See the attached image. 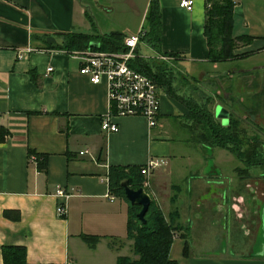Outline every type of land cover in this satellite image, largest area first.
<instances>
[{
	"label": "crops",
	"instance_id": "crops-1",
	"mask_svg": "<svg viewBox=\"0 0 264 264\" xmlns=\"http://www.w3.org/2000/svg\"><path fill=\"white\" fill-rule=\"evenodd\" d=\"M150 1L0 0V247L23 246L27 262L113 264L117 255L134 256L126 237L129 201L110 190L108 166L162 157L145 191L173 228L169 257L176 264H264V247L219 249L222 229H236L238 222L251 240L256 238L264 190L254 192L253 185L255 177L264 179L263 167L252 171L255 165L243 167L226 148L201 142L187 106L162 87L153 126L141 115H122L112 117L115 131H102L105 83L80 73L81 59L74 52L42 47L44 34L59 40L56 34L67 31L133 33L143 26ZM156 2L159 52L138 40L136 53L165 56L185 82L197 79L204 94L216 97L224 83L223 101L210 108L213 116L220 104L245 121L255 109L264 117V64L233 66L264 55V0H232L231 33L251 40L233 49L236 57L221 61L207 60L204 0H193L190 9L178 6V0ZM115 7L121 19L97 22ZM260 71V89L254 90L253 75ZM187 86L176 94L203 100L188 94ZM29 153L40 154L45 166L28 159ZM57 188L68 194L62 216L55 213L61 200ZM84 234L97 236L93 246Z\"/></svg>",
	"mask_w": 264,
	"mask_h": 264
},
{
	"label": "trees",
	"instance_id": "trees-1",
	"mask_svg": "<svg viewBox=\"0 0 264 264\" xmlns=\"http://www.w3.org/2000/svg\"><path fill=\"white\" fill-rule=\"evenodd\" d=\"M209 2V5H206ZM232 0H204L203 34L207 45V60L221 61L236 57L233 49L251 40L247 34L232 35L231 33ZM144 32L139 40H143L159 52L160 16L156 0L148 4L143 24ZM59 40L51 35L40 37L42 47L62 49L68 53L84 49L122 51L125 49L122 39L124 34L114 30L106 33L67 31L56 34ZM136 51V48H135ZM175 56L177 52H168ZM129 66L150 76L158 88L182 101L199 128L200 141L206 145H217L226 148L241 162L242 166L255 165L264 168V128L236 115L228 110L226 123L213 116L207 106L208 100H197L191 96L183 97L174 93L171 87L172 69L165 60L158 56H142L138 53L128 61ZM241 124V125H240ZM251 125V133L246 126ZM37 156L38 167L45 166L43 157ZM139 165H109L107 182L110 190L125 196L121 181L136 188L142 184L143 176ZM140 206L128 203L126 217V237L132 240L131 249L134 256L117 255L113 264H176L168 255L169 246L174 235L172 226L165 220L159 207L150 199L143 214L144 220L137 218ZM90 246H93L96 235H82ZM2 264H58L30 263L25 259L24 247L20 245H1Z\"/></svg>",
	"mask_w": 264,
	"mask_h": 264
},
{
	"label": "built area",
	"instance_id": "built-area-1",
	"mask_svg": "<svg viewBox=\"0 0 264 264\" xmlns=\"http://www.w3.org/2000/svg\"><path fill=\"white\" fill-rule=\"evenodd\" d=\"M192 3L193 0H178V6L185 9H190ZM206 5L208 6L209 2H206ZM143 32L144 28L140 26L135 32L124 35L122 42L125 49L122 51L92 49L74 51V54L81 59L78 71L85 74L90 82L103 81L105 83L108 110L99 124L104 132L117 129V124L112 120L113 116L141 115L146 119L148 126H153L156 122L160 88L150 76L128 64V61L136 55L135 48ZM158 57L165 58L163 55ZM50 70L51 66H47L46 72ZM28 159L36 162L37 156L35 153H29ZM163 162L162 157H149L139 166V172L143 176L141 184L143 189L149 185L150 172ZM55 193L61 197L55 206V213L62 216L66 210L65 200L68 194L60 188H57ZM106 195L108 198H113L110 193ZM64 264L70 263L66 261Z\"/></svg>",
	"mask_w": 264,
	"mask_h": 264
},
{
	"label": "rangeland",
	"instance_id": "rangeland-1",
	"mask_svg": "<svg viewBox=\"0 0 264 264\" xmlns=\"http://www.w3.org/2000/svg\"><path fill=\"white\" fill-rule=\"evenodd\" d=\"M120 8V7H119ZM118 7H115L114 11L112 14H110L107 19L104 17V16H97V22L98 23H103L105 21H109V20H119L122 18V14H121V11ZM141 44V43H140ZM140 52L142 54L143 50L140 49ZM263 57L264 55H261V54H257V55H254V56H251L249 57L248 59L244 60V61H239L237 63H235V67H237V69L239 68H257V66L261 65V64H264L262 61H263ZM159 58V57H158ZM171 68H173L172 66H170ZM174 70H172V79H171V87L173 88L174 90V93H176V90H179L181 87H184L185 83L187 82L188 83V86H187V91H188V94L191 93L193 95H198V96H202L204 97L203 100L206 101L208 100V103H207V106H209V108H212V105L213 103L215 102H218V101H223L222 99V96L224 95V93L226 92L224 87H223V84L220 86V91H219V94H217L216 97L210 95L209 93L207 94H204L201 89H200V83L199 82H196L195 80H192L190 79V81H186L184 79H182V73L180 72L181 70H178L177 67H174L173 68ZM261 74L262 72H255L254 75H253V87H254V90L256 89H260L259 87H257V85L259 84V81L261 79ZM196 77L198 78L199 76L196 75ZM211 93V92H210ZM261 95H262V91L260 92L259 91V94L257 95L258 98H261ZM185 97H187L185 95ZM259 104V103H258ZM257 104V105H258ZM256 107V106H254ZM259 107V105H258ZM250 119V118H249ZM252 122H255L256 124H259L261 126L264 127V117L263 115L260 113V111H258L257 109H255L252 113V116H251V119H250ZM241 125V124H240ZM247 133H251V129L247 128ZM258 168L256 166H252L250 168V170L252 171H256ZM258 172V171H257ZM264 179H260V178H254V185H253V191L254 192H258L260 191L261 187L262 189L264 190V185H262L261 183H263ZM261 182V183H260ZM146 191H147V187L144 188ZM259 193V192H258ZM259 195V194H258ZM260 204V202H259ZM260 207V213H259V216H260V219H261V224L259 226V230H258V233L256 235V238L251 240L250 239V235H247L248 234V229L247 230H244L243 227H238L239 226V222L237 224V228L236 229H228L227 231L223 230L221 231V238H220V246H219V249L220 250H226V251H231V249H235L236 251H247L250 243H251V247L253 248V251L257 250V249H262L264 247V202L261 203L259 205ZM242 230H244V233L242 234ZM235 237L233 238L232 236Z\"/></svg>",
	"mask_w": 264,
	"mask_h": 264
},
{
	"label": "water",
	"instance_id": "water-1",
	"mask_svg": "<svg viewBox=\"0 0 264 264\" xmlns=\"http://www.w3.org/2000/svg\"><path fill=\"white\" fill-rule=\"evenodd\" d=\"M214 116L220 118L222 123H225L227 119V110L220 104L214 105ZM121 186L123 189V193L126 197V199L131 204H137L140 206L139 210L136 212V216L141 221L144 220L143 214L145 210L147 209L148 203L150 201L149 194L143 189V187L140 185L136 188H132L129 185H127L125 180L121 181Z\"/></svg>",
	"mask_w": 264,
	"mask_h": 264
}]
</instances>
